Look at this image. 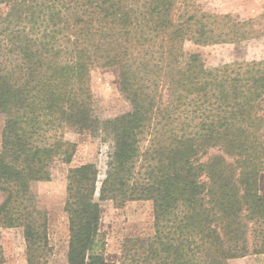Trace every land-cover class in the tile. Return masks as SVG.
<instances>
[{
	"label": "trees",
	"instance_id": "16d2710c",
	"mask_svg": "<svg viewBox=\"0 0 264 264\" xmlns=\"http://www.w3.org/2000/svg\"><path fill=\"white\" fill-rule=\"evenodd\" d=\"M263 36L264 15L238 20L195 0H0V227L23 229L28 264L51 251L34 185L72 161L69 131L103 134L113 147L102 181L95 164L69 170L68 264H118L100 237L104 200L153 202L156 234L130 264H229L257 253L264 59L209 68L185 44ZM96 67L115 71L128 111L95 114Z\"/></svg>",
	"mask_w": 264,
	"mask_h": 264
},
{
	"label": "rangeland",
	"instance_id": "374dc122",
	"mask_svg": "<svg viewBox=\"0 0 264 264\" xmlns=\"http://www.w3.org/2000/svg\"><path fill=\"white\" fill-rule=\"evenodd\" d=\"M204 10L217 14H230L238 20L259 18L264 15V0H195ZM188 55L199 54L209 68L227 63L264 59V36L239 43L196 45L186 42ZM92 91L95 114L101 119L113 118L129 110L128 101L122 95L114 70L96 67L92 71ZM5 117L0 114V151ZM65 139L76 144L70 163L57 161L51 167V178L34 185L39 206L48 211L51 251L40 264H68L70 230L64 209L67 198L69 170L87 163L95 164L102 181L107 171L112 140L91 132L69 131ZM213 149L209 155L216 153ZM208 156L204 157L206 160ZM264 192V176L261 179ZM3 197L0 195V203ZM102 217L100 237L104 240L106 255L118 264H130L133 258L146 254L147 244L156 234L153 202L128 201L118 205L113 200L101 201ZM251 238V236H250ZM257 253H250L229 261V264H264V224L262 233L254 239ZM0 264H28L27 243L22 228L0 227ZM145 256V255H143Z\"/></svg>",
	"mask_w": 264,
	"mask_h": 264
}]
</instances>
